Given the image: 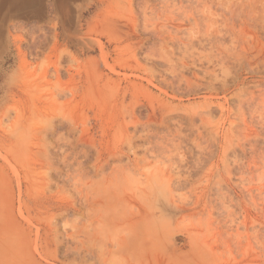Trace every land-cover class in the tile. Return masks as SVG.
<instances>
[{"label":"rangeland","instance_id":"rangeland-1","mask_svg":"<svg viewBox=\"0 0 264 264\" xmlns=\"http://www.w3.org/2000/svg\"><path fill=\"white\" fill-rule=\"evenodd\" d=\"M59 2L0 0V264H264V0Z\"/></svg>","mask_w":264,"mask_h":264},{"label":"bare ground","instance_id":"bare-ground-1","mask_svg":"<svg viewBox=\"0 0 264 264\" xmlns=\"http://www.w3.org/2000/svg\"><path fill=\"white\" fill-rule=\"evenodd\" d=\"M15 5H16V8L17 9H19L20 11H23V12H25V11H29V10H31L33 7H35L36 6V4L38 5L39 4V1L40 0H11ZM76 1V0H75ZM53 2V1H52ZM73 2V1H72ZM47 3V2H46ZM14 5V6H15ZM54 6V8L55 9H57L56 7H57V5H61L60 4V2H59V0H55V3H51V6ZM121 5V4H120ZM46 6V5H45ZM49 6V5H48ZM47 6V7H48ZM50 6V10L52 11V7ZM73 6V5H72ZM89 6V5H88ZM52 8V9H51ZM76 8V7H75ZM41 9V8H40ZM43 9V8H42ZM79 9V8H78ZM49 10V11H50ZM58 10V9H57ZM47 11V8L45 9V12ZM56 11V10H55ZM40 12V10L39 11H37L36 12V14L37 13H39ZM44 12V10L40 13V14H44L43 13ZM122 13V12H121ZM146 15V14H145ZM41 16V15H40ZM25 18V17H24ZM32 18H34V17H32ZM30 20V19H29ZM34 20V19H33ZM35 40V39H34ZM73 126H74V124H73ZM136 129V128H135ZM97 153H98V151H97ZM99 153H100V151H99ZM99 153H98V155H99ZM97 155V156H98ZM101 158V157H100ZM110 158V157H109ZM97 159H99V156H98V158ZM100 160V159H99ZM98 161V160H97ZM109 162V161H108ZM104 163H106V162H104ZM107 164V163H106ZM112 164V163H111ZM104 165V164H103ZM109 165V164H108ZM151 175V174H150ZM152 176H153V174H152ZM154 177V176H153ZM151 178V177H150ZM149 178V179H150ZM148 179V178H147Z\"/></svg>","mask_w":264,"mask_h":264}]
</instances>
